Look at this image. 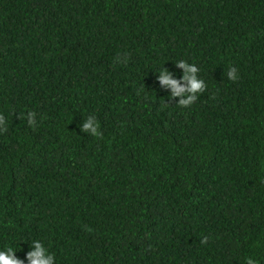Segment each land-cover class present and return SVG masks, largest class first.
Listing matches in <instances>:
<instances>
[{
	"label": "trees",
	"instance_id": "obj_1",
	"mask_svg": "<svg viewBox=\"0 0 264 264\" xmlns=\"http://www.w3.org/2000/svg\"><path fill=\"white\" fill-rule=\"evenodd\" d=\"M181 60L189 107L158 81ZM0 115L24 264H264V0H0Z\"/></svg>",
	"mask_w": 264,
	"mask_h": 264
},
{
	"label": "clouds",
	"instance_id": "obj_2",
	"mask_svg": "<svg viewBox=\"0 0 264 264\" xmlns=\"http://www.w3.org/2000/svg\"><path fill=\"white\" fill-rule=\"evenodd\" d=\"M176 65L184 69L182 80L185 82V86H181L178 80L172 79L171 73L165 68L160 71L158 81L161 86H168L171 88L170 99L187 94V98L179 101V106L189 107L197 99V94L205 91L206 85L202 79L198 78L197 73L199 72V69L194 64H189L186 61L181 60L177 62ZM227 75L229 79L233 81L236 80L237 69L235 67L230 68ZM34 117V113H28L27 118L29 125L35 124ZM21 118L22 117H20V119ZM98 127L99 125L96 118L94 116H89L83 124L82 131L89 132L93 136H98L100 135ZM0 131H7L5 118L2 115H0ZM207 240L208 238L204 237V239L201 240V243H207ZM31 248L32 250L26 255L28 264H54V256L48 253L41 242L34 241ZM15 253L16 252L11 247L6 250H0V264H24V260L18 258ZM247 264H255V262L249 258Z\"/></svg>",
	"mask_w": 264,
	"mask_h": 264
}]
</instances>
